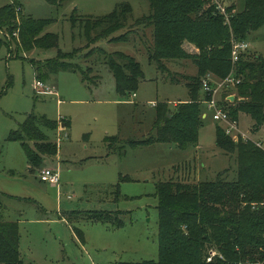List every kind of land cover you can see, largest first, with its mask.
<instances>
[{"label":"rangeland","instance_id":"1","mask_svg":"<svg viewBox=\"0 0 264 264\" xmlns=\"http://www.w3.org/2000/svg\"><path fill=\"white\" fill-rule=\"evenodd\" d=\"M19 1L25 15L53 20L43 34L59 36V47L19 54L16 43L10 42L12 37L20 42L19 31L11 35L0 30V219L19 224L24 264L158 262L156 184L215 181L221 173L233 181L238 169L236 155L217 146V128L235 142H261L264 150V126L254 131L249 115H233L237 103L227 100L235 96L236 101V85H223L217 100L230 113V122L215 121L213 112L202 103V114L207 117L202 116L197 148L181 150L167 143L129 146L131 140L155 134L157 106L174 110L181 101L189 100L187 78L198 73L191 60L167 62L169 72L150 61L154 30L137 22L150 14L149 0H60L59 6L45 0ZM213 1L226 9L235 5L237 13L245 10V0ZM12 3L0 0V10ZM120 5H129L132 13L125 28L112 38L125 35L126 41L92 43L86 21L106 17ZM98 33L100 28L93 30L92 38ZM247 42L248 59L264 57V26L252 32ZM183 48L191 55L200 52L190 43ZM59 51L77 54L65 62L59 74L41 81L45 88L36 89L39 78L33 60L41 65L55 59ZM116 53L133 57L142 67L144 78L135 96L123 97L117 90L109 66L110 55ZM208 76L214 87L221 82ZM32 115L49 137L47 141L58 143V154L46 158L36 172L29 171L23 142L10 140ZM42 118L58 123L57 129L45 127ZM112 137L119 141H106ZM45 168L60 171L59 187L40 180ZM73 212L78 215L70 219ZM91 212L117 213L121 225L115 221L117 215L108 222H95L88 217ZM209 255L212 259L216 253Z\"/></svg>","mask_w":264,"mask_h":264},{"label":"trees","instance_id":"2","mask_svg":"<svg viewBox=\"0 0 264 264\" xmlns=\"http://www.w3.org/2000/svg\"><path fill=\"white\" fill-rule=\"evenodd\" d=\"M45 1L60 5V0ZM149 2L150 14L137 22L154 30L150 61L157 63L162 72H169L167 62L191 60L198 73L187 78L189 100L181 101L174 110L168 105L157 106L155 134L144 140H131L128 145L143 147L167 143L181 150L197 148L203 119L200 105L205 98L202 84L210 74L221 81L233 75L239 81L235 86L238 96L233 115L246 113L254 121V131L260 130L264 126V57L248 59L247 52L233 64L232 41L247 42L252 32L264 26V0H245V10L241 13H237L235 5L225 8L231 14L229 22L213 0ZM131 13L129 5H120L106 17L87 20L88 39L92 43L126 41L125 35L112 36L125 28ZM52 22L25 15L19 0H13L11 5L0 10V30L6 29L11 35L19 31L20 42L13 37L10 41L16 43L19 54L58 48L59 36L43 34ZM97 28L100 33L92 38L93 30ZM185 43L195 45L200 52L188 54L183 48ZM6 44L10 45L9 41ZM76 54L77 51L71 54L59 51L55 59L45 60L41 65L33 60L39 82L59 74L65 62ZM109 66L120 95L136 94L144 78L139 62L116 53L110 55ZM2 93L0 87V97ZM40 122L53 131L58 127V123L46 118ZM48 138L37 126L33 115L10 136V140L23 142L31 172L39 170L46 158L58 154V143L48 142ZM25 139L28 144L24 143ZM106 141L116 143L119 138H107ZM217 146L225 153L236 155V179L228 181L227 175L221 173L215 181L157 183L159 261L142 264H264V150L250 142L231 140L220 126L217 128ZM76 215L78 213L73 212L69 218ZM116 215L114 212H91L88 217L95 222H108ZM118 219L117 215L115 221L120 226ZM20 238L18 223L0 219V264H24ZM210 252L216 253L212 259Z\"/></svg>","mask_w":264,"mask_h":264},{"label":"built area","instance_id":"3","mask_svg":"<svg viewBox=\"0 0 264 264\" xmlns=\"http://www.w3.org/2000/svg\"><path fill=\"white\" fill-rule=\"evenodd\" d=\"M216 5H217V9L219 10V12L221 14L227 16L226 9L221 4H219L218 2H216ZM226 18H227V22H229L228 17H226ZM249 49H250V44L248 42L237 41L236 39L233 40L232 41V62H233V64L238 63L241 59V56L243 54H245ZM212 81H213L212 76H208L203 81L202 86H203V90L205 93V98H204L203 103L205 105H207L209 110H211L213 112V119L215 121L229 123L230 122L229 114L220 106V104L217 100V95L220 92L223 85L235 86L239 83V81L236 80L233 75H231L228 78H226L225 80L217 83L216 87H214L212 85ZM37 87L45 88V85L41 82H37L36 89H37ZM47 92H49L48 88H47ZM228 133H230V131ZM257 145L259 147L261 146V144H259V143ZM39 178L43 183H47V184L57 186V187L60 186L61 175H60V171L58 169L55 170L52 168H45L40 172Z\"/></svg>","mask_w":264,"mask_h":264},{"label":"crops","instance_id":"4","mask_svg":"<svg viewBox=\"0 0 264 264\" xmlns=\"http://www.w3.org/2000/svg\"><path fill=\"white\" fill-rule=\"evenodd\" d=\"M136 95V94H135ZM231 96H229V98H230ZM228 98V99H229ZM203 117H207V114L205 113L204 115H203ZM259 144H261V147H262V143L261 142H258ZM29 171L31 172V170H30V166H29ZM50 185V184H49ZM51 186H53V185H51ZM55 187V186H54ZM59 189V188H58ZM60 190V189H59ZM10 197H12V198H14V199H19V198H17V197H15V196H10Z\"/></svg>","mask_w":264,"mask_h":264},{"label":"bare ground","instance_id":"5","mask_svg":"<svg viewBox=\"0 0 264 264\" xmlns=\"http://www.w3.org/2000/svg\"><path fill=\"white\" fill-rule=\"evenodd\" d=\"M248 51H249V50H248ZM248 51H247V52H248ZM247 52H246V53H247ZM41 83H42V82H41ZM202 85H203V84H202ZM202 87H203V86H202ZM203 92H204V90H203ZM204 94H205V93H204ZM134 96H135V94H134ZM227 101H230V100L228 99ZM230 102H231V101H230ZM234 102H235V101H234ZM234 102H232V103H234ZM224 110H225V109H224ZM225 111L228 112L227 110H225ZM228 114H229V117H230V113H229V112H228ZM224 123H225V122H224ZM257 144H258V143H257ZM257 146H258V145H257ZM258 147H259V146H258ZM260 147H261V146H260ZM60 183H61V182H60Z\"/></svg>","mask_w":264,"mask_h":264},{"label":"water","instance_id":"6","mask_svg":"<svg viewBox=\"0 0 264 264\" xmlns=\"http://www.w3.org/2000/svg\"><path fill=\"white\" fill-rule=\"evenodd\" d=\"M229 100H230L231 102H234V101H235V96L230 97ZM242 102H243V100H242Z\"/></svg>","mask_w":264,"mask_h":264}]
</instances>
